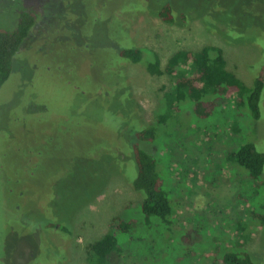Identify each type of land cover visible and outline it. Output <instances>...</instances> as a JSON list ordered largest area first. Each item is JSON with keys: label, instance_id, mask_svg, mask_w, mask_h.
I'll use <instances>...</instances> for the list:
<instances>
[{"label": "rangeland", "instance_id": "rangeland-1", "mask_svg": "<svg viewBox=\"0 0 264 264\" xmlns=\"http://www.w3.org/2000/svg\"><path fill=\"white\" fill-rule=\"evenodd\" d=\"M167 2L171 22L158 14ZM30 6L42 19L0 87V264H92L89 245L124 217L137 221L105 264H221L240 249L264 264V223L253 216L264 187L232 158L249 141L264 152V91L259 119L233 99L200 117L188 99L166 105L168 74L119 56L143 48L164 69L178 50L214 45L251 84L264 62V3L0 0V30ZM154 123L155 139L138 143L171 198L166 223L139 212L130 182L136 132Z\"/></svg>", "mask_w": 264, "mask_h": 264}, {"label": "trees", "instance_id": "trees-1", "mask_svg": "<svg viewBox=\"0 0 264 264\" xmlns=\"http://www.w3.org/2000/svg\"><path fill=\"white\" fill-rule=\"evenodd\" d=\"M239 2L241 3V0ZM252 2L262 5L264 0H252ZM158 14L166 21L174 20L170 2L163 4ZM247 14L255 17L253 12L249 11ZM42 16L43 13L39 14L32 6L26 7L20 10L13 28L0 30V87L9 78L15 57L19 55L22 44L33 27L39 24ZM208 25L214 27L215 23ZM256 42L260 43L259 40ZM119 56L133 63H144L147 71L152 75L168 74L172 81V88L165 92V103L170 107H173L172 104L175 102L180 103L188 99L194 102L197 115L207 117L217 107L213 102L214 99H233L238 102L237 105L241 104L243 108L246 107L252 118L259 119L261 116L260 101L264 91V62L256 64L257 72L251 84H247L227 68L223 50L214 45H206L197 51L178 50L169 58L164 69L161 68L158 54L143 48L123 47ZM160 119L163 121V117ZM155 126L157 127L154 123L145 128L139 127L136 132L138 140L132 146L136 174L134 173L130 182L136 190L143 194V199L138 205L139 212L146 219L155 217L166 223V217L172 211L171 198L158 170L156 157L138 143L140 141L152 142L156 135ZM232 158L249 171L252 184L257 190L264 187L262 177L264 152L259 151L252 141L242 144L232 153ZM256 195L258 193L255 192ZM259 206L262 210L254 209L253 216L255 220H261L263 224L264 196ZM118 221L116 231L106 234L102 239L89 245L88 261L92 264H105L108 256L118 249L119 236L122 234L129 236L133 223L137 220L133 217H124L119 218ZM214 260L221 264H256L252 255L245 249L226 250Z\"/></svg>", "mask_w": 264, "mask_h": 264}]
</instances>
